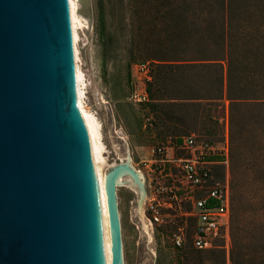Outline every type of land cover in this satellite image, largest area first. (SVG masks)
I'll use <instances>...</instances> for the list:
<instances>
[{"label":"rangeland","instance_id":"374dc122","mask_svg":"<svg viewBox=\"0 0 264 264\" xmlns=\"http://www.w3.org/2000/svg\"><path fill=\"white\" fill-rule=\"evenodd\" d=\"M169 2L77 0L78 15L84 22L75 32L77 60L86 84L84 102L100 123L107 164L120 163L128 154L134 168L142 167L141 161L158 144L194 134L220 146L226 134L227 167L216 165L213 177L220 181L226 176L229 188L230 183L239 182L243 198L248 195L260 198L255 207H250L248 201L244 203L249 213L242 220L241 235L245 248L258 256L257 262L264 264V124L250 121L251 126H243L238 141L240 159L234 166L229 140L230 102L226 95L227 53L202 38L188 35L192 21L203 27L196 17L174 20L166 13L158 15L159 9L164 11L171 5ZM258 8L254 6L253 17L241 21L248 24L249 30L264 26V17L257 15ZM177 22L184 25L180 37L173 29ZM206 47L212 54H221L220 59L189 60L194 50ZM230 47L238 50L252 47L258 51H251L254 55L251 58L259 61L264 36L249 38L245 45L234 41ZM157 59H164L162 62L171 66L162 85L156 79ZM138 61H151L154 69V80L148 84L144 100H138L135 94L145 89L146 83L142 85L131 76V65ZM237 63L242 64L237 60L232 67L236 68ZM244 111L241 107L240 112ZM116 194L123 264H231L230 223L227 245L218 239L208 249H196L190 240L193 227L188 215L190 206L183 201L167 211L162 223L149 226V238L138 218L137 189L118 186ZM175 234L184 236L180 247L172 243ZM241 264L251 262L245 257Z\"/></svg>","mask_w":264,"mask_h":264},{"label":"water","instance_id":"95a60500","mask_svg":"<svg viewBox=\"0 0 264 264\" xmlns=\"http://www.w3.org/2000/svg\"><path fill=\"white\" fill-rule=\"evenodd\" d=\"M0 264H101L64 0H0Z\"/></svg>","mask_w":264,"mask_h":264},{"label":"trees","instance_id":"16d2710c","mask_svg":"<svg viewBox=\"0 0 264 264\" xmlns=\"http://www.w3.org/2000/svg\"><path fill=\"white\" fill-rule=\"evenodd\" d=\"M182 1L183 4L180 3ZM263 2L264 0H170L169 3L171 5L168 4L167 9L164 11L159 9L157 11L158 15L166 13L174 20L182 17L190 20L192 17H196L200 24H203V27L199 26L195 21H192L190 23V29L192 30L189 31L188 35L193 39L202 38L209 44L218 47L221 52L224 51L227 53L228 80L226 95L230 102L229 140L231 143V158L235 160L234 166L238 165L240 159L241 153L238 148V141L240 140V133L243 130V126H251L249 124L250 121L254 123L259 122L260 125L264 124V50L259 55V61H255L251 58L254 56L251 54V51L258 50L252 47H245L243 50H238L237 48L230 47V44L234 41H239V43L245 45V43H249V38L264 36V26L249 30L248 24L241 23L242 20L255 15L254 6L259 7L257 15L264 17ZM183 27L184 25L181 22L174 24L173 29L177 37L183 34ZM220 57L221 54H212L208 47H206L204 50H194L189 60L197 62L203 59H220ZM237 60L242 64L238 65L237 63L236 68L232 67V63ZM242 60H245L244 64ZM162 61L164 59H157L155 66L156 79L159 85H162L166 81L171 70V66ZM153 75L154 69L152 68L151 79L146 82L145 86L147 95L148 84L154 80ZM241 107L245 109L243 114L240 112ZM240 186L239 182L230 183L231 264H241L242 259L245 257L248 258L251 264H260L257 262L258 256H254L250 249L245 248L241 235L243 231L242 220L249 213L245 210L244 203L248 201L250 207H255L260 198L249 195L243 198Z\"/></svg>","mask_w":264,"mask_h":264},{"label":"built area","instance_id":"2783aa9c","mask_svg":"<svg viewBox=\"0 0 264 264\" xmlns=\"http://www.w3.org/2000/svg\"><path fill=\"white\" fill-rule=\"evenodd\" d=\"M130 69L133 79L142 85L151 79L149 61L134 62ZM135 95L138 100L147 97L144 88ZM223 142L216 146L205 137L188 134L151 148L149 157L141 161L142 167L136 168L143 176L142 212L149 226L162 223L167 211L184 201L190 206L188 215L193 220L192 247L208 249L218 239L227 245L230 188L226 176L220 181L213 177L216 165L227 167L226 134ZM172 243L180 247L184 236L173 235Z\"/></svg>","mask_w":264,"mask_h":264},{"label":"bare ground","instance_id":"6f19581e","mask_svg":"<svg viewBox=\"0 0 264 264\" xmlns=\"http://www.w3.org/2000/svg\"><path fill=\"white\" fill-rule=\"evenodd\" d=\"M67 17L69 55L72 74L73 107L75 108L87 135L91 173L93 180L96 213L99 230L101 264H123L120 217L117 207L116 188L127 185L138 192L137 212L150 238L149 223L143 217V176L131 163L127 154L120 163L107 164L105 147L101 142L100 123L84 102L85 81L79 67L75 32L84 26L78 15L77 0H64ZM105 166H107L105 168Z\"/></svg>","mask_w":264,"mask_h":264}]
</instances>
